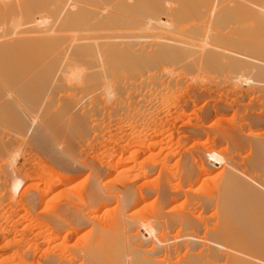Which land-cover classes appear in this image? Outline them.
Segmentation results:
<instances>
[{
    "label": "rangeland",
    "instance_id": "374dc122",
    "mask_svg": "<svg viewBox=\"0 0 264 264\" xmlns=\"http://www.w3.org/2000/svg\"><path fill=\"white\" fill-rule=\"evenodd\" d=\"M205 67L159 59L157 77L130 99L116 85L90 95L78 114L60 100L42 122L36 106L29 122L0 121V264H96L86 252L120 235L162 261L147 236L184 235L178 225L148 235L160 216L212 231L207 200L223 179L264 172V74Z\"/></svg>",
    "mask_w": 264,
    "mask_h": 264
},
{
    "label": "bare ground",
    "instance_id": "6f19581e",
    "mask_svg": "<svg viewBox=\"0 0 264 264\" xmlns=\"http://www.w3.org/2000/svg\"><path fill=\"white\" fill-rule=\"evenodd\" d=\"M172 57L262 77L264 0H0V121L29 122L36 106L33 120L42 122L54 102L67 100L63 109L76 111L116 85L130 99L157 77L150 73L157 60ZM73 90L82 95H64ZM223 181L207 200L217 214L212 231L181 215L155 217L145 228L149 235L178 225L184 235L147 236L162 261L121 235L99 240L86 255L96 264H264V172Z\"/></svg>",
    "mask_w": 264,
    "mask_h": 264
}]
</instances>
